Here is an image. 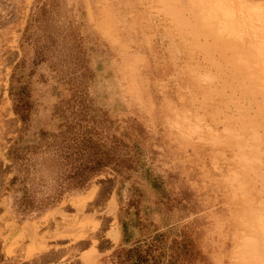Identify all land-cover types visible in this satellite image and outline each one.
Listing matches in <instances>:
<instances>
[{"label": "rangeland", "instance_id": "obj_1", "mask_svg": "<svg viewBox=\"0 0 264 264\" xmlns=\"http://www.w3.org/2000/svg\"><path fill=\"white\" fill-rule=\"evenodd\" d=\"M0 112V264H264V0H0Z\"/></svg>", "mask_w": 264, "mask_h": 264}, {"label": "bare ground", "instance_id": "obj_2", "mask_svg": "<svg viewBox=\"0 0 264 264\" xmlns=\"http://www.w3.org/2000/svg\"><path fill=\"white\" fill-rule=\"evenodd\" d=\"M218 21H219V20H218ZM220 23H221V22H220ZM258 81H259V80H258ZM241 83H243V82H241ZM255 91H256V90H255ZM0 113H1V112H0ZM2 114H3V113H2ZM3 126H5V125H3ZM6 127H7V126H6ZM0 150H1V149H0ZM98 195H99V194H98ZM89 199H90V198H89ZM102 203H103V202H102ZM94 204H95V203H94ZM102 205H103V204H102ZM99 217H100V216H99ZM105 217H106V216H105ZM103 220H104V219H103ZM105 220H106V219H105ZM105 220H104V222H105ZM102 224H103V223H102ZM102 224H101V225H102ZM103 225H105V224H103ZM104 228H105V226H104ZM97 230L99 231L98 228H97ZM95 232H96V231H95ZM93 233H94V232H93ZM89 234H90V233H89ZM94 234H95V233H94ZM96 234H97V232H96ZM96 234L93 235V236H94V237L97 236ZM98 235H99V233H98ZM117 236H118V234H117V233H114V232H113V233L110 232V233L108 234V238H109L110 240H114V241H115V239L117 238ZM78 237H79V236H78ZM81 237H82V238H81L80 241H81V242L83 241V242L80 243V241H78V242H79V243H77V245L79 244L78 247H79V246H80V247L85 246V245H86V244H85V241H86L87 239L91 240V244H92L93 247H97V245H98V242H97V241H99L98 239H97V241H95V240L93 239V237H88V234H87V236L83 234ZM79 238H80V237H79ZM96 238H97V237H96ZM76 240H77V238H76ZM87 241H88V240H87ZM100 241H101V240H100ZM102 241H103V240H102ZM106 245H107V244L104 243V246H106ZM98 246H99V245H98ZM78 247H77V248H78ZM100 247H103V245H101ZM100 247H99V248H100ZM78 249H79V248H78ZM103 249H104V248H103ZM97 251H98V250H97ZM77 263H78V262H77Z\"/></svg>", "mask_w": 264, "mask_h": 264}]
</instances>
